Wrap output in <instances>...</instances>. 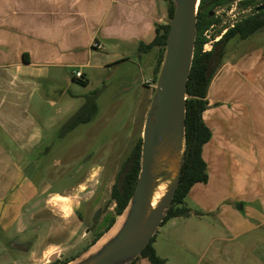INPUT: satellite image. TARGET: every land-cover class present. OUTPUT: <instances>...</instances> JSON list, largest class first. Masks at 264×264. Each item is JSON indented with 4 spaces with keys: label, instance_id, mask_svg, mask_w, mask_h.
I'll return each instance as SVG.
<instances>
[{
    "label": "crops",
    "instance_id": "0c3cea01",
    "mask_svg": "<svg viewBox=\"0 0 264 264\" xmlns=\"http://www.w3.org/2000/svg\"><path fill=\"white\" fill-rule=\"evenodd\" d=\"M167 22L166 0H0V206L8 195L35 192L32 166L23 161L53 126L49 108L66 88L58 99L49 88L61 86L60 74H69L67 87L77 86L81 70L88 87L95 72L136 66L141 102L150 105L159 47L140 46ZM263 38L226 47L211 79L203 112L211 131L202 152L208 178L189 190L190 214L158 228L153 246L165 264H264ZM74 95L59 112L84 103Z\"/></svg>",
    "mask_w": 264,
    "mask_h": 264
},
{
    "label": "rangeland",
    "instance_id": "374dc122",
    "mask_svg": "<svg viewBox=\"0 0 264 264\" xmlns=\"http://www.w3.org/2000/svg\"><path fill=\"white\" fill-rule=\"evenodd\" d=\"M240 1L230 0L216 7L221 23L216 25V31L208 32L212 39L225 27L250 13L243 10ZM261 34L264 30L253 35L255 42L259 41L257 37ZM240 42L238 36L232 37L225 48L237 47ZM67 75L64 72L60 74L61 86L49 88L51 96L57 99L62 88H66L58 104L49 108V113L54 115L52 128L46 131L43 145L23 161L32 166L28 171L37 191L29 198L25 194L19 197V207H11L7 220L1 218L0 206V264H49L48 256L55 251H60V261H65L91 246L97 240L98 232L104 235L110 217L115 215L112 186L134 146L142 139L149 102H141L143 73L138 67L133 66L128 72L113 71L108 75L95 72L88 87L85 84L67 87L63 81L67 80ZM94 90L100 91L96 114L89 122L81 123L62 135L63 124L79 108L81 101L73 99L72 107H62L61 112L59 108L72 99L71 94H75L74 98L83 99ZM80 182L81 187L77 186ZM38 198L44 203L31 208L30 204ZM107 203L111 208L100 217L96 228L86 234L89 213L97 206L105 207ZM79 211L86 214L79 218ZM3 224L11 237L18 229L23 231L20 232L23 239H35L27 254L5 257ZM33 226L37 227L36 232L32 231Z\"/></svg>",
    "mask_w": 264,
    "mask_h": 264
},
{
    "label": "water",
    "instance_id": "95a60500",
    "mask_svg": "<svg viewBox=\"0 0 264 264\" xmlns=\"http://www.w3.org/2000/svg\"><path fill=\"white\" fill-rule=\"evenodd\" d=\"M173 2L164 57L143 127L140 172L134 192L119 215L123 216L122 223L98 243L116 220L84 252L63 264H131L156 234L171 207L185 161L187 84L201 0ZM59 254L51 253L47 262L53 263Z\"/></svg>",
    "mask_w": 264,
    "mask_h": 264
},
{
    "label": "trees",
    "instance_id": "16d2710c",
    "mask_svg": "<svg viewBox=\"0 0 264 264\" xmlns=\"http://www.w3.org/2000/svg\"><path fill=\"white\" fill-rule=\"evenodd\" d=\"M166 1L168 3L169 21L166 24L157 25L156 34L151 43L141 44L140 46V50H145L152 46L159 47V55L155 69V82L163 61L166 39L175 7L173 0ZM226 1L227 0H201L200 2L195 50L187 84L188 97L186 99L185 161L171 207L161 225L171 218L188 216L190 214V209L187 207L185 199L189 190L194 184L207 181V166L202 152L203 146L211 138V131L203 120V112L208 107L207 91L209 84L223 59L224 48L227 42L235 36H238L240 39H246L257 32L264 30V13L247 16L240 22L236 23L235 27L230 28L228 33L215 41L210 50L203 51L204 44L208 41L204 32L212 23L219 21V19H215V17L210 14V11L213 10L216 5L223 4ZM251 2V0H247L242 3L247 6L248 4H251ZM79 81L81 84L85 85L88 82L84 78ZM99 93V90H94L84 96V103L72 115H70L63 124L62 135L73 130L79 124L89 122L92 119L93 115H95L98 110L97 98ZM141 146L142 139H140L134 146L123 170L117 178V181L112 186L111 199L116 203L115 215L110 218L106 230L114 224L116 217L122 214L134 192L140 172ZM102 234L103 233H99L96 239ZM154 240L155 235L151 238L150 242L144 248L139 257L147 258L151 264H165V260L156 253L153 246ZM139 257H137L131 264H133ZM65 262H54L51 264H63Z\"/></svg>",
    "mask_w": 264,
    "mask_h": 264
},
{
    "label": "flooded vegetation",
    "instance_id": "af4514ba",
    "mask_svg": "<svg viewBox=\"0 0 264 264\" xmlns=\"http://www.w3.org/2000/svg\"><path fill=\"white\" fill-rule=\"evenodd\" d=\"M230 0H227L225 3H223V4H219V5H216L214 8H213V10H211L210 11V14L212 15V16H214L215 17V19H219V16L218 15H216V13H217V11L215 10L216 9V7H220V6H223V5H225L226 3H228ZM243 1H247V0H241L240 1V5H241V7L243 8V10L244 11H249L250 13L248 14V15H245L243 18H245V17H247V16H250V15H259V14H261V13H264V1H260V2H258V0H251L252 2H251V4H248L247 6H245L242 2ZM242 18V19H243ZM242 19H240V20H238V21H236L235 23H232L231 25H230V27H225L224 28V32H223V34H222V36L223 35H225L226 33H228V31H229V29L230 28H233V27H235V25H236V23H238V22H240ZM221 23V21L219 20L218 22H214V23H212L210 26H209V28L206 30V31H208V30H210V31H212V32H214V31H216V25H218V24H220ZM221 26H222V24H221ZM205 31V32H206ZM204 32V33H205ZM259 32H261V31H259ZM259 32H257V33H259ZM256 34V33H255ZM254 34V35H255ZM221 36V37H222ZM77 186H80V183H78V185ZM34 190L35 191H37V186L36 185H34ZM112 190V189H111ZM112 201H114V200H112ZM115 202V201H114ZM42 203H44V200H42V199H40V198H38L37 200H35V201H33L30 205H31V208H34V207H37V206H39V205H41ZM19 207V201H17V200H14L12 197H11V195H8L7 197H5L3 200H2V203H1V208H2V214H1V218H3V219H5V220H7V219H9V215H10V209H11V207ZM115 206H116V203H115ZM99 208H101V206H97V207H95L90 213H89V217H88V220H89V225L85 228V233L87 234V233H90V232H92L95 228H96V226H97V224H98V221H99V219H100V217L106 212V210H108V209H110L111 207H110V203H107L106 204V206L105 207H102L101 208V211H100V214L96 217V219H93V217H94V214H95V212L97 211V209H99ZM114 210H115V208H114ZM81 214H83V215H85L86 214V212H84V211H79L78 212V216H79V218L81 217ZM43 218V217H42ZM111 218V217H110ZM81 220H82V218H81ZM109 221H110V219H109ZM108 224H109V222H108ZM32 231H34V232H36L37 231V227L36 226H33L32 227ZM2 232H3V238H4V248H5V250H6V258H10V257H12L13 258V255H16V254H27L29 251H30V249H31V247L34 245V243H35V239L34 238H25V239H23V237H20V232H23V231H19L18 229H16L15 231H14V235L11 237L10 235H9V231H8V229L6 228V225L5 224H3L2 225ZM97 234H99V232L97 233ZM14 253V254H13ZM61 254H59V256L57 257V259L54 261V262H65V261H68V260H70L71 258H73L74 256H69L67 259H64L65 261H60V256ZM53 262V263H54ZM51 264V263H50Z\"/></svg>",
    "mask_w": 264,
    "mask_h": 264
},
{
    "label": "built area",
    "instance_id": "2783aa9c",
    "mask_svg": "<svg viewBox=\"0 0 264 264\" xmlns=\"http://www.w3.org/2000/svg\"><path fill=\"white\" fill-rule=\"evenodd\" d=\"M208 32H210V30H208V31H206L204 33V35L207 37L208 41L204 44L203 51L210 50L212 48V46H213V43L221 38V36H222V34H223L224 31H222L220 35L215 36L213 39L211 38V35L208 34ZM94 45L95 46H98L99 44L97 42H95ZM74 78H76L78 80L83 79L84 78L83 72L81 70L75 71L74 72Z\"/></svg>",
    "mask_w": 264,
    "mask_h": 264
},
{
    "label": "bare ground",
    "instance_id": "6f19581e",
    "mask_svg": "<svg viewBox=\"0 0 264 264\" xmlns=\"http://www.w3.org/2000/svg\"><path fill=\"white\" fill-rule=\"evenodd\" d=\"M123 220V216L119 217L118 221L116 222V224L114 225V227L111 229L110 232H108L106 235H104L100 241L98 243H102L103 241H105L111 234H113L121 225ZM105 234V233H104Z\"/></svg>",
    "mask_w": 264,
    "mask_h": 264
}]
</instances>
